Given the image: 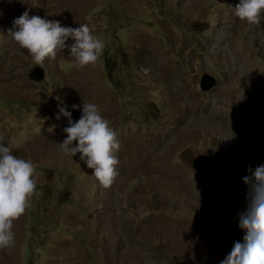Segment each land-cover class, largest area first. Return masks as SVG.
<instances>
[{
	"label": "rangeland",
	"instance_id": "rangeland-1",
	"mask_svg": "<svg viewBox=\"0 0 264 264\" xmlns=\"http://www.w3.org/2000/svg\"><path fill=\"white\" fill-rule=\"evenodd\" d=\"M237 3L0 0V138L38 172L0 264H219L242 242V177L264 164V15L249 25ZM26 10L88 24L105 44L96 66L73 67L65 49L34 80L39 65L8 35ZM84 101L121 143L108 189L61 148L59 107L76 121Z\"/></svg>",
	"mask_w": 264,
	"mask_h": 264
},
{
	"label": "clouds",
	"instance_id": "clouds-1",
	"mask_svg": "<svg viewBox=\"0 0 264 264\" xmlns=\"http://www.w3.org/2000/svg\"><path fill=\"white\" fill-rule=\"evenodd\" d=\"M234 15L249 25H259L264 15V0H239L234 6ZM8 35L41 67L65 49L73 58V67H95L105 47L86 23L78 27L63 26L59 20L29 15L28 10L13 20ZM69 39L71 44L67 43ZM76 107L80 106L73 105ZM61 114L68 117L70 125L64 129L67 136L61 142L62 151L72 157L79 153L80 159L93 170L92 175L99 185L110 188L118 176L121 143L117 132L94 103L84 101L81 116L76 121L72 120L66 106L59 107L57 119ZM248 171L250 175L242 177L248 185L247 207L238 214L243 240L235 241L219 264H264V164L254 169L249 165ZM37 184L34 162L13 154L12 148L0 138V250L14 246V222L30 207L37 195Z\"/></svg>",
	"mask_w": 264,
	"mask_h": 264
},
{
	"label": "water",
	"instance_id": "water-1",
	"mask_svg": "<svg viewBox=\"0 0 264 264\" xmlns=\"http://www.w3.org/2000/svg\"><path fill=\"white\" fill-rule=\"evenodd\" d=\"M45 74H46L45 68L41 66H37L32 71L31 76L34 80L40 81L44 78ZM215 82H216L215 79L211 75L205 74L201 80V87L204 90H209L215 85Z\"/></svg>",
	"mask_w": 264,
	"mask_h": 264
},
{
	"label": "bare ground",
	"instance_id": "bare-ground-1",
	"mask_svg": "<svg viewBox=\"0 0 264 264\" xmlns=\"http://www.w3.org/2000/svg\"><path fill=\"white\" fill-rule=\"evenodd\" d=\"M262 20V19H261Z\"/></svg>",
	"mask_w": 264,
	"mask_h": 264
}]
</instances>
